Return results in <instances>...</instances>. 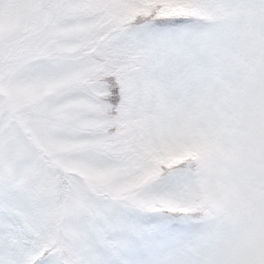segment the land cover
<instances>
[{
	"label": "snow or ice",
	"instance_id": "obj_1",
	"mask_svg": "<svg viewBox=\"0 0 264 264\" xmlns=\"http://www.w3.org/2000/svg\"><path fill=\"white\" fill-rule=\"evenodd\" d=\"M0 264H264V0H0Z\"/></svg>",
	"mask_w": 264,
	"mask_h": 264
},
{
	"label": "rangeland",
	"instance_id": "obj_2",
	"mask_svg": "<svg viewBox=\"0 0 264 264\" xmlns=\"http://www.w3.org/2000/svg\"><path fill=\"white\" fill-rule=\"evenodd\" d=\"M129 222L135 223V222H144V223H155L157 218L152 217H141V216H135L132 214H129L127 217H125Z\"/></svg>",
	"mask_w": 264,
	"mask_h": 264
}]
</instances>
